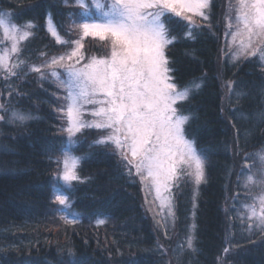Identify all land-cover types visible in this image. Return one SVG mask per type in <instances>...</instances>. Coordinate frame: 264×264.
Masks as SVG:
<instances>
[{
    "label": "trees",
    "instance_id": "obj_1",
    "mask_svg": "<svg viewBox=\"0 0 264 264\" xmlns=\"http://www.w3.org/2000/svg\"><path fill=\"white\" fill-rule=\"evenodd\" d=\"M0 8L18 25H35L19 58L36 66L74 46L51 35L49 14L67 41L81 38L78 25L88 18L75 0H0ZM223 8L224 0H211L206 24L190 26L174 16L164 20L172 39L166 57L174 82L182 89L203 78L201 89L177 107L194 114L185 134L206 161V182L196 186L187 176L175 182L173 227L145 211L141 187L114 149L94 143L101 130L86 128L76 135L74 154L83 158L81 181L64 185L57 176V158L67 142L58 111L64 94L51 76L41 79L23 70V80L14 86L19 94H12L8 109L35 119L25 124L0 121V144L15 149L0 153V264H220L222 259L225 264H264V236L236 241L225 213L239 183L241 155L264 146V122L254 116L264 111V65L257 57L219 62ZM99 42L91 36L83 41L95 50ZM226 82L233 84L229 98ZM238 93L243 98L237 100ZM54 186L69 196L70 207L55 202ZM65 214L77 223L65 224L60 219ZM99 219L105 223L98 225ZM193 224L197 251L182 250Z\"/></svg>",
    "mask_w": 264,
    "mask_h": 264
},
{
    "label": "snow or ice",
    "instance_id": "obj_2",
    "mask_svg": "<svg viewBox=\"0 0 264 264\" xmlns=\"http://www.w3.org/2000/svg\"><path fill=\"white\" fill-rule=\"evenodd\" d=\"M75 3L85 11L89 8L85 0H75ZM210 6L211 0H110L104 10L105 5L96 3V7L102 10V17H89L79 28L84 37L107 41L110 54L90 57L83 64L84 45L80 40H64L49 14L51 35L58 43L74 44L75 47L69 53L50 57L40 66L29 65L19 59L22 43L33 36L31 29L35 25L28 22L22 29L9 23L11 14L0 13V31L7 42L5 47H0V72L13 77L27 68L41 78L47 73L66 93L63 97L65 103L58 109L66 123L62 131L67 134V142L61 146V154L57 158V164L62 163L57 176L64 185L71 187L73 182L81 181L78 169L83 158L74 154V138L86 128L107 133L94 143L115 145L129 175L134 167L142 181H151L160 207L167 208L173 221L175 212L171 188L180 178L178 173L187 172L197 186L206 182V161L198 153L195 141L185 134V125L194 114H184L185 110L177 107L178 102L188 101L194 90L201 89L203 78L200 83L194 82L182 89L174 82L170 75L173 69L165 55L172 39H169L164 20L176 16L192 23L193 15L190 13L207 20ZM230 12L234 13L228 17L229 28L234 29L230 33L236 46L233 58L259 54L264 60V0H234ZM187 35L192 36L191 32ZM58 69H63L66 78H61ZM228 86L231 88V82ZM241 98L243 94L238 93L237 100ZM0 110L5 113L0 115V121L9 124H25L35 119L30 113L10 110L2 103ZM86 114L92 119H86ZM254 116L258 122H264V111L256 112ZM14 152V148L0 144V153ZM255 155L261 167L252 172V166H247L250 174L238 177V182L249 192L251 201L244 204L245 215L242 218L249 221L250 228L256 225L264 231V149ZM257 189L258 194H252ZM54 191L55 202L71 206L67 194L55 190V186ZM60 219L67 225L77 223V219L66 214ZM96 223L101 225L105 221L99 219ZM195 227L193 224L192 231L185 237L186 248L179 246L182 250L197 251ZM229 251L228 247L223 250L225 254Z\"/></svg>",
    "mask_w": 264,
    "mask_h": 264
},
{
    "label": "rangeland",
    "instance_id": "obj_3",
    "mask_svg": "<svg viewBox=\"0 0 264 264\" xmlns=\"http://www.w3.org/2000/svg\"><path fill=\"white\" fill-rule=\"evenodd\" d=\"M85 3H87L89 5L88 10L85 11V14L88 16V18L89 17L100 18V17H102V10L98 9L96 7V3H100V4L105 5L104 10H106V6L108 3H110V0H95V2H94V0H85ZM233 3H234V0H224V8H223V13L221 15V21L218 23V26H219V29L221 32L220 33V39H219V41H220L219 62L220 63H223L225 61V63L234 64V63H239L240 61L246 60L248 58H253V57H244V56H241L239 59L233 58V51H234L236 46L232 42V36L230 35V33L232 31H234V29H230L229 25H228L229 15L230 14L234 15V13L230 12V5ZM0 13L7 14V12L1 8H0ZM206 14L209 18V10L207 11ZM190 15H193V22L192 23H189L187 20L183 19L182 17H177V18L185 21L190 26L191 25L206 24V22L208 21V19L204 20L195 14L190 13ZM174 17H176V16H174ZM234 22L235 21L233 20V23ZM9 23L15 24V25L21 27L22 29L26 28V26H27V24L18 25L16 23H14L11 19H10ZM80 24L81 23H79V25ZM79 31L82 32L81 29H79ZM84 38L85 37L83 36V33H81V38L79 40L84 45V47L82 49V53H83V56L85 57V59L81 61V64L86 63L88 58H90V57H93V56H95V57H106L110 54V47H109V43L107 41H102V43L99 42L96 44L95 47L99 48L96 50L97 51L100 50L99 52H97L95 50L94 46L92 47V46H89L88 44L85 45V43H83ZM23 43H22V45H23ZM6 44H7V42L4 41V39H3L2 31H0V47H5ZM73 47H75V45ZM71 49L68 50L66 53H69L71 51ZM87 52H89L90 54H87ZM66 53H63V54H66ZM165 55H166V49H165ZM254 57H257L259 59V61L264 65V60H262L260 58L259 54H257V56H254ZM58 71L60 72L61 78H66V73L63 71V69H58ZM20 74H18L17 76L9 77L5 73L0 72V103L4 104L6 108H12L13 107L11 105L12 104L11 102H13L14 95H12V94H14V93L19 94L17 89L14 88V86H15V84H18L23 80L24 77ZM170 75H171V73H170ZM46 77H50V75H48L46 73L44 78H46ZM39 78H41V77L39 76ZM51 78L53 80H56L54 77H51ZM41 79H43V78H41ZM56 83H57V81H56ZM228 85H229V82H226L225 83V95L229 98V97H232L233 84L231 83V88H229ZM58 90H60V92L64 94L63 95V97H64L66 93H65L64 89L59 87V84H58ZM64 103H65V101L62 102L61 107L64 105ZM2 112L3 111L0 110V115H2ZM62 116H63V114H62ZM85 118L88 120L92 119V117L87 115V114H86ZM65 127H66V125H65ZM97 130H100V129H97ZM101 131H103V134L100 136V138L104 135H107V133L104 130H101ZM108 144L114 149L115 153L119 157V161L121 162L122 166L128 171L127 167L125 166V162L121 160L118 152L115 150V145H113L111 143H108ZM262 149H264V146L261 148H257L251 152H247V153L241 155L240 158H241V166L242 167L240 169V172H239V175L237 176V178L250 174L247 166H252L251 167L252 172L257 171L261 167V162H260L258 156H256L255 154L261 152ZM246 157H248V158L246 159ZM60 166H61L60 170H62V163L60 164ZM242 169H243V171H242ZM188 171H190V170H188ZM178 175L180 178L187 176L191 179V181L194 182V180L188 175L187 172L178 173ZM130 176L141 187L142 202H143V207H144L145 211H147L149 214L154 215V216L158 215V217H161V219L165 221L164 222L165 224H168L169 227H173L174 226L173 217L168 214V210L166 207H164V208L160 207V200L156 195L155 187L151 184V181L150 180L149 181H142L140 176L135 173L134 167H132V174ZM234 186H236V185L234 184ZM172 188H171V196H172V202H173V207H174V212H175V202H174V194H173ZM252 194H258V189L256 191H254ZM165 195H168V194L165 193ZM250 202L251 201H250L249 192L243 187V184L239 182L237 184V186L234 187V191L230 193L228 200H227L226 207H225V210H226L225 213L227 214L229 221L234 224L236 241H245V240H249L253 237L264 236V231H261V229L259 227H257L256 225H253L250 228L249 227V221L242 218L245 215L244 210H243V206H244V204L250 203ZM225 263L226 262L224 259H222L220 261V264H225Z\"/></svg>",
    "mask_w": 264,
    "mask_h": 264
}]
</instances>
